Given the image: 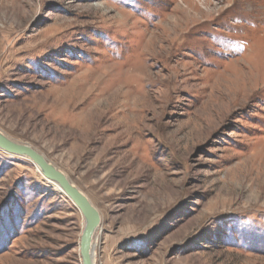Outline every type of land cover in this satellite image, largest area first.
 Wrapping results in <instances>:
<instances>
[{
    "label": "rangeland",
    "instance_id": "374dc122",
    "mask_svg": "<svg viewBox=\"0 0 264 264\" xmlns=\"http://www.w3.org/2000/svg\"><path fill=\"white\" fill-rule=\"evenodd\" d=\"M0 130L98 208L96 264H264V0H0ZM83 227L0 149V264Z\"/></svg>",
    "mask_w": 264,
    "mask_h": 264
},
{
    "label": "water",
    "instance_id": "95a60500",
    "mask_svg": "<svg viewBox=\"0 0 264 264\" xmlns=\"http://www.w3.org/2000/svg\"><path fill=\"white\" fill-rule=\"evenodd\" d=\"M0 149L11 155L26 157L33 162L45 178L56 182L62 188V193L69 197L84 217V227L81 235L80 251L82 264H96L94 239L101 226V213L90 198L43 153L31 145L13 140L0 130Z\"/></svg>",
    "mask_w": 264,
    "mask_h": 264
},
{
    "label": "bare ground",
    "instance_id": "6f19581e",
    "mask_svg": "<svg viewBox=\"0 0 264 264\" xmlns=\"http://www.w3.org/2000/svg\"><path fill=\"white\" fill-rule=\"evenodd\" d=\"M38 170V169H37ZM40 171V170H39ZM64 172V171H63ZM41 175L45 178V176L43 175V173L40 171ZM65 173V172H64ZM66 174V173H65ZM47 180V179H46ZM49 183H51L56 189L58 190H61L62 191V188L60 187V185H58L56 182H53V181H49L47 180ZM101 221H102V216H101ZM99 231V230H98ZM97 231V232H98ZM99 233V232H98ZM97 235V233H96ZM98 236V235H97ZM95 236V239H94V243H96V240L98 239V237Z\"/></svg>",
    "mask_w": 264,
    "mask_h": 264
}]
</instances>
